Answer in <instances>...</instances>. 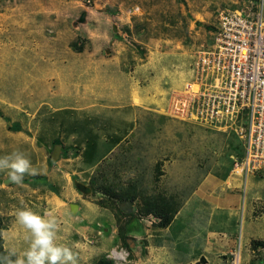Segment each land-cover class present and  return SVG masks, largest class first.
Returning <instances> with one entry per match:
<instances>
[{
	"label": "rangeland",
	"instance_id": "374dc122",
	"mask_svg": "<svg viewBox=\"0 0 264 264\" xmlns=\"http://www.w3.org/2000/svg\"><path fill=\"white\" fill-rule=\"evenodd\" d=\"M242 1L0 0V157L31 165L22 184L0 170L6 253L28 247L14 217L28 207L52 212L77 264H264V171L236 174L235 135L173 119L156 98ZM108 76L116 97L131 76L154 98L108 106ZM63 203L88 204V221Z\"/></svg>",
	"mask_w": 264,
	"mask_h": 264
},
{
	"label": "built area",
	"instance_id": "2783aa9c",
	"mask_svg": "<svg viewBox=\"0 0 264 264\" xmlns=\"http://www.w3.org/2000/svg\"><path fill=\"white\" fill-rule=\"evenodd\" d=\"M218 17L212 42L194 54L191 80L172 94L167 115L235 135L244 158L234 172L254 175L264 171V0H243Z\"/></svg>",
	"mask_w": 264,
	"mask_h": 264
},
{
	"label": "clouds",
	"instance_id": "9594fccd",
	"mask_svg": "<svg viewBox=\"0 0 264 264\" xmlns=\"http://www.w3.org/2000/svg\"><path fill=\"white\" fill-rule=\"evenodd\" d=\"M30 167L29 159L21 152L0 157V170H10L8 176L12 183L22 184ZM46 216L48 218L28 207L15 210V224L22 230L28 247L19 256L14 250L0 255V264H77V256L72 249L58 243L57 219L50 211Z\"/></svg>",
	"mask_w": 264,
	"mask_h": 264
},
{
	"label": "crops",
	"instance_id": "0c3cea01",
	"mask_svg": "<svg viewBox=\"0 0 264 264\" xmlns=\"http://www.w3.org/2000/svg\"><path fill=\"white\" fill-rule=\"evenodd\" d=\"M194 57V56H193ZM192 61H193V58H192ZM192 63V62H191ZM184 67L186 68L185 69V73H184V71H182L183 73H184V75H185V80H183V81H186V79L188 78V80H190L191 79V77H192V71H191V64H190V66H189V68H187V66L184 64ZM187 76V77H186ZM130 79H131V82H128L127 81V79H126V83H125V85L127 86V88H128V90L127 91H124V92H122L121 94H120V96L119 97H116V95H115V92L113 93V89H109V87L111 86V81H110V77L108 76L107 77V79H106V87H107V89H105V90H107V94L110 96V98H111V101L110 100H107V105L108 106H110V105H115L114 104V102H112V100L114 99V97H115V99L114 100H116V98H121V99H123L121 102H120V105H123L124 107H126V108H130V107H127V106H132L133 108H135V106H136V102H138L140 105H142V103L143 102H146L148 99H151V98H154L153 96L151 97V98H149L148 96H147V94H146V92H145V89H139V87L138 86H136L135 85V83H133V78L130 76L129 77ZM168 80H169V78H168ZM183 81L182 82H180V83H178V84H176L175 86H172V87H170L169 88V90L165 93V92H163V87L165 86V85H163V87L160 89L161 91L160 92H158V95H159V97H156V98H159L158 100L160 101V104H165V105H170V99H171V94L175 91V90H180L182 87H183ZM99 82V81H98ZM105 82H104V85H105ZM97 85H98V83H97ZM96 85V86H97ZM109 90H110V92H109ZM112 93V94H111ZM102 95V94H101ZM167 96V97H166ZM120 99V100H121ZM103 103V99L102 100H100L99 102L97 101V105L99 106L100 104H102ZM152 103H154L155 105H157V106H159L160 104L158 103V102H156V99H154L153 101H152ZM100 108V107H99ZM110 108V109H109ZM114 109V107H107V110H105V111H103L102 113H108V112H111V110L112 109ZM166 111H168V109H165ZM125 122H126V120H124ZM33 171V170H32ZM68 171H70V169L68 168ZM73 174V173H72ZM249 179H252V180H250L253 184H254V182H258L257 181V179H255V177H251V178H249ZM249 181V180H248ZM76 195H73L72 197H75ZM56 201H59V199L58 198H54ZM77 199H78V196H77ZM81 201V200H80ZM200 204V202H198L197 204H196V207H198L199 206V208H202V206H201V204ZM223 204V203H222ZM55 205H58L59 206V204L57 203V204H55ZM65 206V204L63 203V207H61V209H62V212H66V211H68L69 209L74 213V215L75 214H77V215H79V217L77 218V220H79V219H83V216L85 217L86 215L88 216V218L86 219L87 221H88V219H89V215H88V213H89V210H88V208H87V206H88V204L87 205H85L84 207H81V205L78 207V206H75V205H72V204H70L68 207H69V209L68 208H66V207H64ZM187 206L188 207H191V208H195V206H194V204H187ZM93 208V207H92ZM94 209V208H93ZM93 212H95L96 214H99L98 213V210L96 211V209L93 211ZM103 215H104V213H103ZM102 216V215H101ZM97 218H98V216H97ZM96 218V219H97ZM86 220H83V221H86ZM86 221V222H87ZM199 223H200V225H199V227H200V231L201 232H204L205 230H207V226H208V222L204 219V220H199ZM90 224H92V223H90ZM95 224H98L99 225V223L98 222H96ZM100 226V225H99ZM100 227H102V226H100ZM96 230L98 231V229L96 228ZM17 242V241H16ZM21 243V242H20Z\"/></svg>",
	"mask_w": 264,
	"mask_h": 264
},
{
	"label": "trees",
	"instance_id": "16d2710c",
	"mask_svg": "<svg viewBox=\"0 0 264 264\" xmlns=\"http://www.w3.org/2000/svg\"><path fill=\"white\" fill-rule=\"evenodd\" d=\"M242 157H243V155H242ZM161 215H162V213L157 214L155 217H160ZM174 216H175V212H173V214L169 218H162V221H161L160 224L157 225V228L158 229H162V230L166 229L169 226V224H170V222H171V220L173 219ZM1 231H2V228L0 227V255H6L7 253L4 250V248H3V240H2V237H1ZM124 247L125 248H129L127 246V244ZM13 259H15V258L13 257ZM201 260H204V259L201 258ZM96 264H114V263H113V261L111 259L101 258L99 261H97Z\"/></svg>",
	"mask_w": 264,
	"mask_h": 264
}]
</instances>
